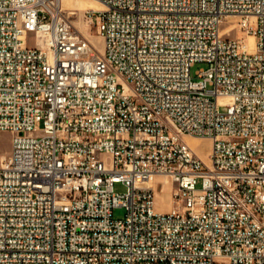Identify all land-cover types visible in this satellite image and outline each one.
I'll return each mask as SVG.
<instances>
[{"label": "built area", "instance_id": "obj_1", "mask_svg": "<svg viewBox=\"0 0 264 264\" xmlns=\"http://www.w3.org/2000/svg\"><path fill=\"white\" fill-rule=\"evenodd\" d=\"M48 1L0 0V264H264V0H99L103 52Z\"/></svg>", "mask_w": 264, "mask_h": 264}, {"label": "rangeland", "instance_id": "obj_2", "mask_svg": "<svg viewBox=\"0 0 264 264\" xmlns=\"http://www.w3.org/2000/svg\"><path fill=\"white\" fill-rule=\"evenodd\" d=\"M75 1L77 0H62L61 4V13L65 16L75 27L81 32L86 38H88L93 44H95L101 52H103V40L99 37L97 28L94 25L89 24V9H99V7L95 4L94 0H79V4L76 5ZM87 32V33H85ZM86 35H85V34ZM237 33L234 34V36ZM88 36V37H87ZM208 66L205 64H197L192 69V74L196 77V74L199 70L207 69ZM13 135L10 132L0 131V162L3 158L7 157L11 152ZM203 140L197 139H188L189 144L192 146L194 150L202 157V159L208 162L209 152L211 150L212 145L207 142H202ZM163 178H157V198H168L165 194L171 192V187L161 186L163 184ZM201 187V184L198 186ZM115 192L118 194H125L127 192V188L123 184H117L115 186ZM171 207L168 204L165 210H169ZM126 215V210L116 209L114 211L115 219H123Z\"/></svg>", "mask_w": 264, "mask_h": 264}, {"label": "bare ground", "instance_id": "obj_3", "mask_svg": "<svg viewBox=\"0 0 264 264\" xmlns=\"http://www.w3.org/2000/svg\"><path fill=\"white\" fill-rule=\"evenodd\" d=\"M48 2L50 3V6L52 8H54L57 12H59V13L61 12L62 0H49ZM94 2L99 7V9H96V10L95 9H89L88 11H101V10H104L105 9L104 4L102 2H100L99 0H94ZM75 4L78 5L79 4V0L75 1ZM85 33H87V32H85ZM248 42H249V44L251 46V49H253L254 38L253 37H250L248 39ZM158 178H163V180H164L163 181V184H161L162 187L163 186H165V187H171L170 182H167V178H165V177H158ZM165 196L168 197V198H165V200L169 201L170 200V197H171V194L170 193H167V194H165ZM155 198H157V190L155 191ZM169 204L171 205V203H169ZM171 207H172V205H171ZM171 207L169 209L170 210V216H177V213H183V206H175V209H171Z\"/></svg>", "mask_w": 264, "mask_h": 264}, {"label": "crops", "instance_id": "obj_4", "mask_svg": "<svg viewBox=\"0 0 264 264\" xmlns=\"http://www.w3.org/2000/svg\"><path fill=\"white\" fill-rule=\"evenodd\" d=\"M202 142H207V143H210L212 145V142L209 140H203Z\"/></svg>", "mask_w": 264, "mask_h": 264}]
</instances>
